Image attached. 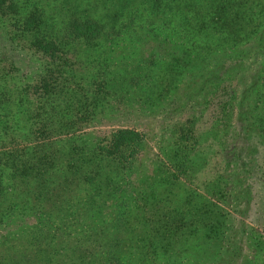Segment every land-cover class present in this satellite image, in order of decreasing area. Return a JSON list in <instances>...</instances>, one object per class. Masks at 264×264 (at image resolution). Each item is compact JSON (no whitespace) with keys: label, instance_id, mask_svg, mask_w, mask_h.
Wrapping results in <instances>:
<instances>
[{"label":"trees","instance_id":"1","mask_svg":"<svg viewBox=\"0 0 264 264\" xmlns=\"http://www.w3.org/2000/svg\"><path fill=\"white\" fill-rule=\"evenodd\" d=\"M75 1L0 0L8 46L35 58L31 73H0V264H264V198L251 225L254 195L241 173L257 164L238 161L224 114L237 106L242 115L251 95L262 124L253 134L264 150V78L250 77L249 93L236 103L228 81L242 59L264 63V0H99L111 19L91 16ZM251 38L255 46L237 52ZM139 41L151 43L146 57ZM140 73H151L147 84L163 90L186 76L205 109L216 103L221 123L212 162L237 167L231 178L218 173L204 183L196 201L185 199L191 217L161 204L167 185L201 158L182 125L173 124L178 137L167 130L165 138L174 136L157 147L147 175L136 161L141 133L86 130L106 106L128 107L129 92L143 91L136 88ZM248 136L232 141L249 148Z\"/></svg>","mask_w":264,"mask_h":264},{"label":"rangeland","instance_id":"2","mask_svg":"<svg viewBox=\"0 0 264 264\" xmlns=\"http://www.w3.org/2000/svg\"><path fill=\"white\" fill-rule=\"evenodd\" d=\"M75 4L78 9H82L86 13L88 12L91 16L97 15L106 19H111V15L108 16L106 14L99 0H83L82 2L76 0ZM106 5L109 6L108 4ZM6 40L7 38L4 37L2 31H0V73H5L7 77L12 74L31 73V70L35 66L33 63L35 59L34 55H30L28 51L21 50L20 48L11 50L12 48L8 46ZM256 42L257 40L255 38H251L249 41L238 44L239 46L236 47V50L240 52L238 49L244 50L246 47H254ZM149 45H151V43H141L139 41L137 44V48L139 49L138 52L146 57L149 52ZM117 48L119 47L117 46ZM117 48L113 49L112 54H110L112 58H116L117 55H119V49ZM140 74L141 78H139L136 88L142 89L143 91L139 92L137 95L130 94L129 92V98L125 101V103H128V107L119 104L117 109L113 107L111 108L112 110H110L106 106L103 112L96 118L95 123L90 124L86 130L103 135L114 128L127 127L133 128L141 133L143 135L144 148L137 154L136 161L141 165L144 164L142 167L145 170V175H147L148 172H152V163L149 161L154 156L160 157L157 147L163 146V143H167L174 135L178 137L177 130L173 124L177 123L180 127L182 125V132L187 133L184 134L183 137H188L185 141L193 148V152L191 151V153L195 154L196 159L200 158V156L201 158L199 160H193L195 164L189 163L190 166H187L183 173L178 174L180 180L178 183L174 184L172 188L167 185L166 191L168 194H165V196H168V198H162L161 204H163L165 209L171 212L176 210V207L180 206L179 210L184 209V213L188 215V217H191L192 212L188 211L190 203H185V199L189 197L190 201L192 197V201H196L200 197V194L204 195L201 189L204 183L210 182L218 173L227 174L228 177L231 178L235 173L231 174L230 170L237 167L230 168L231 166H228L229 168L226 169L223 168V164L221 166L218 163L214 165L215 163L213 164L212 162L213 159L216 158L215 153L218 150L215 145L218 144L219 130L217 128L221 123L219 119H217L219 113H214V106L216 107V103H211L210 98L206 99L207 102L209 101L211 104L205 109L207 106L203 105L204 103L201 102L200 97L197 95L198 90H196L195 84L189 82L190 78L186 76L182 77V79L180 78V81H178L173 88L163 90L158 86L154 88V83L147 84L153 78V76H149L151 73H147L146 76H142L144 73ZM250 77L251 80L253 77H257L258 79L264 78L263 62L261 63L260 60H248V58L247 60L242 59L238 66L230 72L228 81L235 92L233 103L238 102L241 98H245L244 94L249 93L247 89ZM3 79H6V77H3ZM222 91L224 92V89L220 90L218 93H222ZM147 92H149L148 95H146ZM30 97L33 103H31L29 107L34 112L38 113V109L34 110L36 106L34 103L36 102V97L31 93ZM250 97L251 95L245 98L247 99V104L242 107L244 109L242 115L239 114L237 106L230 107V112H225L224 114L230 115L228 123H231V130L228 134V139H230L227 141V144L235 145L238 151V161L244 164V160H248L249 158V161H253L255 158L257 164H253L251 168L241 172L243 180L251 187V191L254 195V204H251L248 209V217L246 218L247 221L252 223L256 214L255 212L258 211L259 214L262 209L259 207L261 203L260 198H264V150L258 143V136L253 134L254 132L257 133L258 129L262 126L258 120L261 109L255 108L256 106ZM176 98H181L180 105L176 102ZM183 99L187 104L181 106ZM47 101L52 102L51 99H47ZM238 115L245 117V119L239 117L241 123L239 118L237 119ZM191 117H195L193 121H191ZM235 119H237L240 125L247 127L245 132H243L244 130L238 129V125L234 123ZM168 129H171L174 135L165 138ZM236 133H249L248 139L252 142L249 148L245 142L242 143L239 139L236 142L232 141V138L237 137ZM246 148L248 149L246 150ZM249 149L251 150V154H246ZM232 151L233 150L228 149V152L223 151V153L228 158H231ZM185 152L187 153L188 149ZM162 159L164 162L165 159ZM203 161L204 164H202ZM240 184V187H242L241 190H244V183ZM183 189L189 190L185 192ZM245 200L246 198L241 201L240 205H242ZM239 208L243 209L242 206H239ZM231 217L233 219L240 218L236 213L231 214ZM251 225L255 224L252 223ZM259 232L262 238H264V230L260 229ZM14 238L15 235H13V239ZM17 241H19V239H15L11 241V243L13 244L16 242L17 245Z\"/></svg>","mask_w":264,"mask_h":264}]
</instances>
